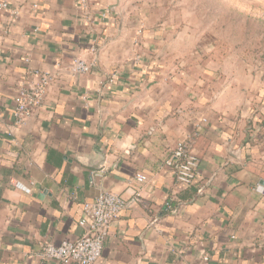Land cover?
<instances>
[{
    "label": "crops",
    "instance_id": "crops-1",
    "mask_svg": "<svg viewBox=\"0 0 264 264\" xmlns=\"http://www.w3.org/2000/svg\"><path fill=\"white\" fill-rule=\"evenodd\" d=\"M1 2L0 264H57L37 254L81 236L84 204L135 189L150 212H123L95 264H264L260 79L200 56L162 8ZM74 60L90 71L73 73ZM42 75L51 81L17 124L19 93ZM180 142L200 160L189 188L165 166Z\"/></svg>",
    "mask_w": 264,
    "mask_h": 264
},
{
    "label": "rangeland",
    "instance_id": "rangeland-1",
    "mask_svg": "<svg viewBox=\"0 0 264 264\" xmlns=\"http://www.w3.org/2000/svg\"><path fill=\"white\" fill-rule=\"evenodd\" d=\"M133 6L166 10L200 56L249 82L260 79L264 99V0H133Z\"/></svg>",
    "mask_w": 264,
    "mask_h": 264
},
{
    "label": "built area",
    "instance_id": "built-area-1",
    "mask_svg": "<svg viewBox=\"0 0 264 264\" xmlns=\"http://www.w3.org/2000/svg\"><path fill=\"white\" fill-rule=\"evenodd\" d=\"M84 1L80 0L82 4ZM3 9H6L5 2L0 3V10ZM91 67L83 60H74L71 71L88 73ZM50 81L51 78L48 75H42L37 86L19 93L14 113L17 124H22L29 116L31 108L38 105L43 96L44 87ZM199 161L198 156L192 152L190 144L180 142L165 162V166L173 169L177 185L189 188L197 178ZM145 180V176L138 174L134 177L133 183L140 185ZM135 205L147 213L150 212L149 202L141 196L138 189H135L128 198L111 192H102L92 203L83 205V216L79 221V225L83 228L81 236L72 241H64L59 245L46 244L42 246L37 257L42 261H54L57 264H95L101 257L111 224L123 212ZM203 259L207 260V258Z\"/></svg>",
    "mask_w": 264,
    "mask_h": 264
}]
</instances>
